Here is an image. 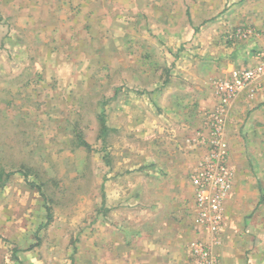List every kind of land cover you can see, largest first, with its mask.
<instances>
[{"label":"rangeland","instance_id":"rangeland-1","mask_svg":"<svg viewBox=\"0 0 264 264\" xmlns=\"http://www.w3.org/2000/svg\"><path fill=\"white\" fill-rule=\"evenodd\" d=\"M27 1L0 0V264H28L32 251L41 260L35 264H102L103 227L108 221L119 225L113 216L118 204L109 195L124 194L126 225L148 208L140 190L150 187L146 179L154 174L152 165L169 135L164 110L172 106L164 97L168 89L176 92L167 83L181 60L177 55L172 64L170 53L184 46L178 35L182 18H176L175 46L166 42L167 32L154 46L158 69L144 80L137 69L147 65L137 60L145 63L139 52L150 49L157 31L153 17L159 11L151 6L167 0H110L105 8L109 30L104 37L95 34L99 50L82 42L80 22L53 45L46 63L26 48ZM173 1L175 12L182 11V0ZM158 25L162 33L164 24ZM107 35L111 47L103 50ZM79 52L87 57L88 72L76 64ZM173 77L180 81V74Z\"/></svg>","mask_w":264,"mask_h":264},{"label":"crops","instance_id":"crops-1","mask_svg":"<svg viewBox=\"0 0 264 264\" xmlns=\"http://www.w3.org/2000/svg\"><path fill=\"white\" fill-rule=\"evenodd\" d=\"M109 1H27L29 10L22 19L26 48L46 63L47 56H53V45L82 22V42L99 50L95 34L100 31L104 37L105 28L109 30L105 10ZM82 4L85 8L79 16L77 9ZM181 5L182 11L178 7L176 12L173 0L151 6L159 11L158 18L153 17L157 31H153L150 49L139 52L141 56L144 53L145 63L137 60L141 66L147 65L137 69L144 80L147 74L153 77L158 69V48L154 46L163 38V32L168 34L166 42L170 40L175 46L176 18H182L178 35L185 40L184 46L181 52L180 47L170 53L172 64L177 55L181 60L171 72L172 82L167 81L168 88L176 86V94L168 89L164 97L166 106H172L164 110L170 120L169 135L164 148L159 149L163 153L152 165L154 174L146 179L150 187L140 190V200L148 208L138 211L132 225H126L121 218L125 212L124 194L120 191L114 197L109 195L118 204L113 216L119 225L108 221L103 227L99 238L104 246L102 264H194L189 245L199 235L194 229L196 186L191 175L208 158L218 133L227 142L233 187L224 201L226 223L221 243L213 253L219 264H264V77L252 95L251 90H244L222 116L218 115L217 91L218 81L231 78L234 71L264 63V0H182ZM158 22L164 24L162 33ZM124 35L119 40V56L125 50ZM109 36L104 38L106 44L100 45L101 49H110ZM83 54L78 53L81 59L76 60L77 65H84L87 57ZM87 67L84 65L82 71L88 72L90 66ZM175 74H180L178 83L174 81ZM209 109L206 119L205 111ZM188 139H192L190 143ZM36 259L41 261L35 251L26 256L28 264H35Z\"/></svg>","mask_w":264,"mask_h":264},{"label":"built area","instance_id":"built-area-1","mask_svg":"<svg viewBox=\"0 0 264 264\" xmlns=\"http://www.w3.org/2000/svg\"><path fill=\"white\" fill-rule=\"evenodd\" d=\"M264 77V63L234 71L229 79L217 83L220 99L218 115L244 90H253ZM212 148L200 168L192 172L196 186L194 195V229L199 237L189 245L194 264H219L213 248L221 243V232L226 223L224 201L233 187V170L228 163V146L221 134L212 141Z\"/></svg>","mask_w":264,"mask_h":264},{"label":"trees","instance_id":"trees-1","mask_svg":"<svg viewBox=\"0 0 264 264\" xmlns=\"http://www.w3.org/2000/svg\"><path fill=\"white\" fill-rule=\"evenodd\" d=\"M101 122H102L103 131L106 132L107 131V126H106L104 117H101ZM83 144H84L85 147H89L88 143H86L85 141H83Z\"/></svg>","mask_w":264,"mask_h":264}]
</instances>
